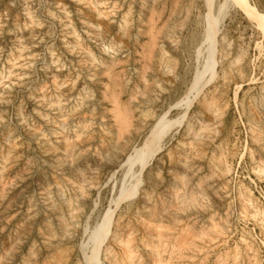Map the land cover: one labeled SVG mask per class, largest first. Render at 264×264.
Listing matches in <instances>:
<instances>
[{
	"label": "rangeland",
	"instance_id": "1",
	"mask_svg": "<svg viewBox=\"0 0 264 264\" xmlns=\"http://www.w3.org/2000/svg\"><path fill=\"white\" fill-rule=\"evenodd\" d=\"M0 264H264L256 20L224 0H0Z\"/></svg>",
	"mask_w": 264,
	"mask_h": 264
},
{
	"label": "bare ground",
	"instance_id": "2",
	"mask_svg": "<svg viewBox=\"0 0 264 264\" xmlns=\"http://www.w3.org/2000/svg\"><path fill=\"white\" fill-rule=\"evenodd\" d=\"M209 1V0H208ZM225 2V5L227 6L228 4H232L234 6H237L239 7L240 9L244 10L250 17L254 18L258 24V27L260 28V30L263 32L264 34V15L258 13V11L255 9V7L251 6L249 3H248V0H224ZM210 5V2L208 4V6ZM221 7V6H220ZM208 42V41H207ZM212 42V41H211ZM198 53H200L201 51H197ZM210 61V60H209ZM208 62V61H207ZM210 63L206 64V65H209ZM210 68V67H209ZM208 68V69H209ZM206 72L204 74L207 73L208 69H207V66H206ZM204 69V70H205ZM200 74L202 75V72H200ZM199 76V75H198ZM197 76V79L199 78ZM204 76V75H203ZM215 77H218V75L216 73L212 74L211 75V79L213 80V78ZM202 78V77H201ZM196 79V80H197ZM209 91V90H208ZM208 91L207 92H204L202 93L203 96L204 95H208ZM211 93V92H210ZM209 93V94H210ZM162 129H157L155 130V134L151 136V138L146 142L145 144V147L142 149V150H137L138 153L141 154V157H142V165H141V168H140V172L143 173L144 172V175H146L147 173V166H148V162H147V159L151 156L152 154V148L155 146L156 142L159 141V133H162ZM144 151V153H143ZM89 259V258H88Z\"/></svg>",
	"mask_w": 264,
	"mask_h": 264
}]
</instances>
